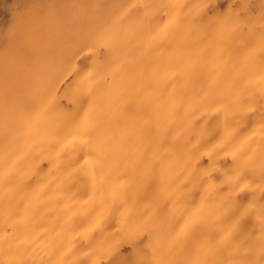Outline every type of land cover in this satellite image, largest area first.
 I'll list each match as a JSON object with an SVG mask.
<instances>
[{"label":"rangeland","instance_id":"374dc122","mask_svg":"<svg viewBox=\"0 0 264 264\" xmlns=\"http://www.w3.org/2000/svg\"><path fill=\"white\" fill-rule=\"evenodd\" d=\"M0 264H264V0H0Z\"/></svg>","mask_w":264,"mask_h":264}]
</instances>
